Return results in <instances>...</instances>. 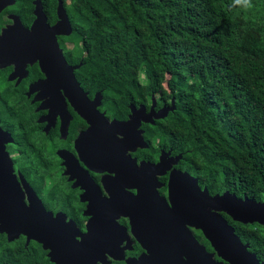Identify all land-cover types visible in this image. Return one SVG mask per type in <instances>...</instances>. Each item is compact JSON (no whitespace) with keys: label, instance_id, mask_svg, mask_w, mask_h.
I'll use <instances>...</instances> for the list:
<instances>
[{"label":"flooded vegetation","instance_id":"1","mask_svg":"<svg viewBox=\"0 0 264 264\" xmlns=\"http://www.w3.org/2000/svg\"><path fill=\"white\" fill-rule=\"evenodd\" d=\"M41 3L47 25L54 26L57 8L50 20ZM1 4L0 35L18 18L32 29L35 0L29 21L17 0ZM40 32L51 34L49 27ZM71 35L56 34L75 79L49 76L39 59L0 60V264H229L207 236L208 186L180 166L183 153L147 133V125L163 119L155 115L172 104L156 101L154 122L116 128L112 121H128L131 108L126 117H114L102 103L99 110L110 125L94 127L93 103L87 119L77 108L87 102L73 103L68 96L76 81L82 86ZM46 56L48 70L58 69L57 54ZM84 91L93 101L95 95ZM141 105L150 113L153 102ZM188 187L196 196L188 198ZM220 213L239 235L234 220Z\"/></svg>","mask_w":264,"mask_h":264},{"label":"trees","instance_id":"2","mask_svg":"<svg viewBox=\"0 0 264 264\" xmlns=\"http://www.w3.org/2000/svg\"><path fill=\"white\" fill-rule=\"evenodd\" d=\"M63 1L82 87L108 115L174 99L147 133L211 193L264 200V0ZM42 2L55 20L59 0ZM17 6L31 20L33 0ZM233 223L264 261V225Z\"/></svg>","mask_w":264,"mask_h":264},{"label":"water","instance_id":"3","mask_svg":"<svg viewBox=\"0 0 264 264\" xmlns=\"http://www.w3.org/2000/svg\"><path fill=\"white\" fill-rule=\"evenodd\" d=\"M14 2V1H13ZM5 0H2L1 6H4ZM37 18L34 21L32 29H26L22 26V21L18 18L11 28L3 30L0 35V60H9L16 63H32L36 60H40L43 70L47 72L49 76H55L61 74L63 76L71 77L75 79L74 69L70 67L63 51L59 48L56 34H72L73 26L70 22L69 15L64 6V1L59 0L57 7V14L59 21L54 26L47 25L46 16L42 11L41 0H35ZM18 24V25H17ZM46 24V26H44ZM50 33L46 36L41 34V30L48 28ZM46 37V40L43 38ZM47 46L51 51L45 52L42 47ZM55 55V60L59 63L58 69L48 70L46 64H49L50 60L46 55ZM81 65L76 66L79 68ZM55 71H58L55 73ZM60 71V72H59ZM76 81V80H75ZM88 93L84 91L79 82L76 81V91L68 94L70 100L76 102H92L93 103V126L99 127V125L106 123V112H100L99 107L103 103V94L99 91L95 94L93 101L88 98ZM156 98L153 96V105L151 112L146 111V107L141 105L139 108L131 104V113L128 121L113 120L111 126L113 127H139L142 121L154 122L152 119L153 110L156 106ZM82 115L90 119L89 105L77 107ZM175 101L173 99L171 107L162 108L156 115V118H164L167 116L170 110H174ZM102 119V120H100ZM104 121V122H99ZM110 125V123L107 121ZM108 125V126H109ZM128 139L125 138V141ZM131 141H133L131 139ZM142 146H147L144 143V139L141 136ZM182 157V154L178 156V160ZM163 161L160 162L162 164ZM159 165V164H158ZM190 176V174H188ZM191 177V176H190ZM196 181V188L199 190V185ZM174 177L171 178L170 184L176 183ZM188 198L196 194L188 187ZM172 190V186H171ZM172 192V191H171ZM206 194V205H209L210 225L209 230H206L212 244L219 251V255L224 261L229 264H264V261H260L257 254L249 250L250 243H244L239 235L236 234L235 228L229 224L228 220L221 215L220 212H225L234 221H238L244 224L259 223L264 225V200L258 201L251 199L248 196L238 197L235 193L225 191L223 194L217 193L215 195L210 194L206 188L203 191ZM217 220L216 225L213 224ZM216 231V232H213Z\"/></svg>","mask_w":264,"mask_h":264}]
</instances>
